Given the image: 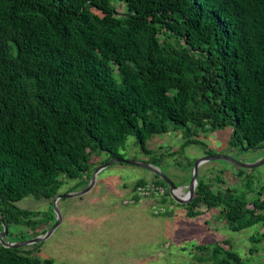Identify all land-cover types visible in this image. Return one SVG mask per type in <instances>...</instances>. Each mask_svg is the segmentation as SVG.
Listing matches in <instances>:
<instances>
[{
    "label": "trees",
    "instance_id": "obj_1",
    "mask_svg": "<svg viewBox=\"0 0 264 264\" xmlns=\"http://www.w3.org/2000/svg\"><path fill=\"white\" fill-rule=\"evenodd\" d=\"M228 126L231 145L264 146V0H0V231L4 221L6 240L12 225L27 227L21 241L49 226L43 213L15 202L54 198L70 179L76 184L65 192L83 188L93 158L104 152L106 160L123 158L129 135L149 155L145 161L159 166L160 157L175 151L147 148L153 135L181 130L179 151L196 144L213 154L198 132ZM192 165L188 160L181 168ZM152 175L131 189L162 185L165 194L151 205L176 202ZM224 184L219 175L198 171L192 198L179 204L189 217L219 207L232 230L264 226V193L247 199ZM256 234V243L264 241V231ZM40 245L0 241V264H54L40 257ZM195 250L201 264H249L228 239Z\"/></svg>",
    "mask_w": 264,
    "mask_h": 264
},
{
    "label": "rangeland",
    "instance_id": "obj_2",
    "mask_svg": "<svg viewBox=\"0 0 264 264\" xmlns=\"http://www.w3.org/2000/svg\"><path fill=\"white\" fill-rule=\"evenodd\" d=\"M232 129L228 126L222 130L199 131L198 138L207 144L213 154L227 155L237 162L254 163L264 157V146L248 150L241 144L231 145L229 141ZM182 141V132L177 130L155 134L146 142L147 148L158 150V154L175 151L173 156L160 157L158 167L179 186L176 192L179 196L186 193L192 173V168L190 172L189 169L184 170L181 167L188 160L194 163L204 155V147L196 144L179 151ZM120 152L125 159L145 161L149 157L141 150L134 135L127 137ZM108 158L109 154L105 152L94 157L91 162L92 173L98 165L113 159L106 160ZM198 168L199 174L207 177L219 175L225 186L231 187L247 199L256 197L258 191L264 193V163L244 167L230 160L213 159L200 164ZM152 177V173L142 166L115 161L96 173L94 186L90 192L81 196L61 197L55 201V197L37 199L28 195L15 204L43 213L48 221L46 225H49L47 231L56 224L48 236L38 241L41 242L40 257H51L54 264H201L195 245L224 239L231 242L233 249L246 263L262 264L264 241L256 243L252 239L253 235L264 231V226L260 224L238 231L232 230L223 224L219 207L189 217L183 205L170 201L164 204L169 213L157 214L155 204L151 205L156 198L151 197L139 200V205L136 202L137 204L129 206V202L124 200L130 198L131 183L139 178ZM76 181L67 180L60 193H66L65 190L74 186ZM99 183H104L109 188H118L121 193L113 191L112 194H103L99 192ZM122 183H126L127 188H120ZM83 188L77 187L70 192ZM81 198L85 200H80ZM127 207L134 209L125 214ZM86 220L89 226L80 227L78 222ZM10 231L14 233L8 235L11 242L21 241L18 238L20 233L28 235V229L24 226L12 225ZM79 231H82L79 233L80 237Z\"/></svg>",
    "mask_w": 264,
    "mask_h": 264
},
{
    "label": "water",
    "instance_id": "obj_3",
    "mask_svg": "<svg viewBox=\"0 0 264 264\" xmlns=\"http://www.w3.org/2000/svg\"><path fill=\"white\" fill-rule=\"evenodd\" d=\"M213 159L230 160V161H232L236 164L238 163L239 165L244 166V167H254V166H257V165L264 163V157L256 160L254 163H245V162H237V160H235L234 158L227 156V155L204 154V155L200 156L193 163L192 176L189 180L188 186L186 187V189H187L186 193L188 194V196L185 198V197H182V196H179L176 194L175 190L177 188H179V186L176 184V182H174L172 179H170L165 173H163L158 166H155V165H153L149 162H146V161H137V160H131V159H125V158H113L109 162L102 163L95 168V170L93 171V173L90 176V182L88 183V185L85 188H83L79 191L60 193L55 197V201L61 197L76 196V195L79 196V195L83 194L88 189H90V186L94 182L95 175L99 170L105 168L111 162L119 161V162H127V163L142 166V167L148 169L150 172L159 175L165 181V183L168 185L169 193H170L171 197L178 203H186L192 198V196L194 194V189H195V186L197 183V177H198V166L202 163L208 162V161L213 160ZM2 222H3L2 223L3 229L0 232V241L5 246H9V247H19V246H22L25 244H31L34 242H38L42 238H45L46 236H48L50 234V232L52 231V229L54 228V226L56 225L55 224L52 228H50L49 231H47L45 235L44 234L42 236L38 235L36 237L30 238V239L25 240V241L11 242V241H8L5 239V237L8 234V227L4 221H2Z\"/></svg>",
    "mask_w": 264,
    "mask_h": 264
},
{
    "label": "built area",
    "instance_id": "obj_4",
    "mask_svg": "<svg viewBox=\"0 0 264 264\" xmlns=\"http://www.w3.org/2000/svg\"><path fill=\"white\" fill-rule=\"evenodd\" d=\"M166 188L162 185H157L151 182H148L146 184L143 185H139L136 188L132 189L131 194H130V198L128 197V200H124L125 202H129V203H135V199L134 196L138 197L139 200L146 198V197H151V198H156V199H160L162 195L165 194ZM175 192H177V189L175 190ZM187 193L184 194V196L182 197H187ZM155 201L153 204L154 205V209H155V213H159V212H164L166 210L164 204Z\"/></svg>",
    "mask_w": 264,
    "mask_h": 264
},
{
    "label": "crops",
    "instance_id": "obj_5",
    "mask_svg": "<svg viewBox=\"0 0 264 264\" xmlns=\"http://www.w3.org/2000/svg\"><path fill=\"white\" fill-rule=\"evenodd\" d=\"M125 184H126V183H122V184L119 185V187L121 188V187L123 186V187L127 188ZM93 186H94V185L92 184V185L90 186V189H88V190H87L86 192H84L83 194H85V193H87V192H90V190H91V188H92ZM106 186H107V185H105L104 183H99V184H98L99 192H102L103 194H112L113 191H114V192H120V193H121V191H119L118 188H109V187H106ZM108 188H109V189H108ZM122 193H123V192H122ZM81 195H82V194H81ZM81 195H79V196H81ZM82 199H84V198H81L80 200H82ZM84 200H85V199H84ZM122 203H123V202H122ZM124 203H125V202H124ZM135 204H137V203H129V206H132V205H135ZM137 205H139V202H138ZM126 206H128V204H126ZM133 209H134V208H132V209H128V207H127V208H126V211H125V214H126V212L129 211V210H131V212H132ZM78 223L81 224L80 227H82V226H84V225L89 226L87 220H86L85 222L80 221V222H78ZM80 232H82V231H79V232H78V237H80V235H79Z\"/></svg>",
    "mask_w": 264,
    "mask_h": 264
}]
</instances>
